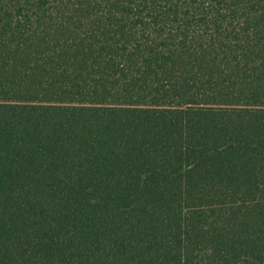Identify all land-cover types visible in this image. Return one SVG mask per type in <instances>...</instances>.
<instances>
[{"label": "trees", "instance_id": "trees-1", "mask_svg": "<svg viewBox=\"0 0 264 264\" xmlns=\"http://www.w3.org/2000/svg\"><path fill=\"white\" fill-rule=\"evenodd\" d=\"M0 264H264V0H0Z\"/></svg>", "mask_w": 264, "mask_h": 264}]
</instances>
